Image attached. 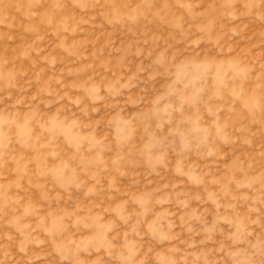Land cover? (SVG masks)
<instances>
[{"label":"rangeland","instance_id":"374dc122","mask_svg":"<svg viewBox=\"0 0 264 264\" xmlns=\"http://www.w3.org/2000/svg\"><path fill=\"white\" fill-rule=\"evenodd\" d=\"M0 264H264V0H0Z\"/></svg>","mask_w":264,"mask_h":264}]
</instances>
